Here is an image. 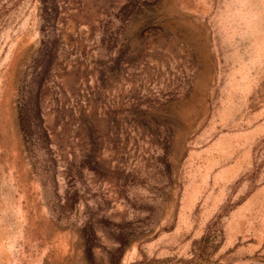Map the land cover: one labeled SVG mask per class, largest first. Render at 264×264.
I'll return each instance as SVG.
<instances>
[{"label": "rangeland", "instance_id": "1", "mask_svg": "<svg viewBox=\"0 0 264 264\" xmlns=\"http://www.w3.org/2000/svg\"><path fill=\"white\" fill-rule=\"evenodd\" d=\"M0 264H264V0H0Z\"/></svg>", "mask_w": 264, "mask_h": 264}]
</instances>
